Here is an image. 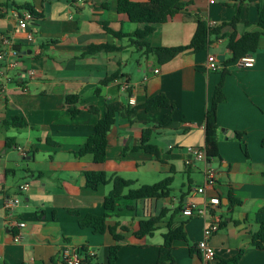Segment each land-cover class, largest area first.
<instances>
[{"label": "crops", "instance_id": "1", "mask_svg": "<svg viewBox=\"0 0 264 264\" xmlns=\"http://www.w3.org/2000/svg\"><path fill=\"white\" fill-rule=\"evenodd\" d=\"M186 1V8L171 21L156 26L147 39L152 47L189 45L199 20L218 27L239 16L238 36L262 32L257 26L261 0ZM12 2L32 4L42 17L29 20L28 27L21 29L19 20L28 11L18 10ZM0 4V53L8 50L1 41L3 36L11 39L13 47H20L17 58L0 60V264H59L67 245L81 251L85 248L91 264H106L109 249L116 244L121 247L117 264H156L173 210L180 203L202 206L216 196L221 206L211 216L176 217L174 222L184 223L187 240L175 243V264H203L197 245L211 222H217L220 230L209 241L216 258L208 264H220L241 250L244 253L238 264H264V248L252 245L253 236L264 224V36L253 68L227 63L232 58L227 48L234 33L231 27L211 36L205 51L187 50L159 65L155 56L138 51L128 38L118 39L104 29L102 23L127 34L144 28L120 14L116 0H0ZM103 44L121 50L85 55L91 45ZM209 55L219 58L221 70H207ZM15 59L17 68L6 69ZM223 71L227 72V100L218 111L220 158L210 162L219 173L218 183L205 194H197L195 189L205 182L206 164L196 162L187 167V149L204 147L205 117ZM117 73L118 79L102 85ZM123 85L128 86L127 91ZM160 94L173 105L169 126L162 127L161 121L171 109H139L133 121L117 118L108 135L104 164H96L91 155H75L110 104L139 107ZM70 96H77L78 102L68 104ZM130 96L136 97L135 105L129 104ZM12 116L26 121L28 127L4 128L2 123ZM147 130L160 159L132 149L140 145ZM238 132L244 134L241 140L236 137ZM9 137L16 139V146L6 147ZM87 171L118 175L140 183L137 187L167 177L175 182L177 173H185L189 183L180 184L174 195L173 182L171 196L166 199L122 202L123 211L112 213L107 221L111 227L119 223L129 230L119 227L117 232L124 239L117 243L109 231L95 234L79 226L81 218L105 213L104 199L112 190L111 184L96 191L87 188ZM195 172L201 181L192 177ZM162 174L168 175L161 180ZM24 184L28 191L21 192ZM17 196L21 201L14 220L25 222L23 229L9 225L4 209L6 201ZM132 205L133 211L127 209ZM163 209L170 212L158 230L137 238L134 233L140 222L160 215Z\"/></svg>", "mask_w": 264, "mask_h": 264}, {"label": "trees", "instance_id": "2", "mask_svg": "<svg viewBox=\"0 0 264 264\" xmlns=\"http://www.w3.org/2000/svg\"><path fill=\"white\" fill-rule=\"evenodd\" d=\"M10 1V0H8ZM117 11L120 14H126L132 23L138 25H144L143 29H138L132 34L113 31L108 27V24L102 23L104 29L114 37L118 39L128 38L130 44L135 46L138 51L144 52L145 55L155 56L159 65L165 64L174 59L180 53L187 50H192L195 53L205 51L210 44L211 36L220 35L221 31L226 27L234 29V33L230 35L227 48L232 53V58L227 63H236L239 59L255 55L259 49V42L262 36H264V0L258 4V23L257 26L262 32H246L241 36L236 33V25L239 21V16H236L230 23H224L218 27H212L204 20L197 22V30L193 40L187 46L181 47H152L147 39L156 30V26L165 24L171 21L178 13L186 8L188 2L186 0H116ZM12 5L18 10H27L31 13L33 20L41 18L42 15L37 13L32 4L18 5L12 2ZM2 4H0V7ZM20 52V47H14ZM121 47L116 45H91L85 55H94L101 51L108 53L120 51ZM227 72H222V79L215 89V93L211 102V105L206 113L205 117V150L207 155V161L210 163L212 160L220 158L219 149V122L218 111L221 104L227 100L226 93L224 91V84ZM119 74H114L111 77L103 81L102 85H106L116 79ZM98 92V91H97ZM79 98L77 96H70L67 98L68 104H76ZM139 109L145 111H154L158 109H171V111L165 115L161 121L162 127L169 126L172 119L173 105L168 98L163 95L154 96L139 107L123 106L119 103L110 104L105 112L103 119H101L95 126L94 133L89 136L83 147L75 153L77 157H84L91 155L96 164H104L107 161V149H108V135L112 127L115 125L118 117H126L132 119L136 115ZM2 126L4 128H26L28 124L18 116H12L6 119ZM243 133L238 132L236 137L241 140ZM151 131L147 130L143 133L141 143L132 149L144 150L147 153L154 154L157 159H160V152L157 146L150 144ZM264 144V140H263ZM15 138L6 139V147L12 148L16 146ZM247 154V152H246ZM85 185L87 188L96 191L100 187L105 185H112V190L104 199L105 213L103 215L89 214L79 220V226L81 228L92 229L95 234H104L107 231L111 233L115 241L118 243L124 239L123 235L118 234L119 227L122 231H129L127 227L117 224L116 226H109L107 224L108 219L112 213L123 211L122 202H138V201H151L166 199L171 196L172 184L174 182L173 177H167L163 181L154 185H141L135 187L136 181L127 180L118 175L109 176L104 171H87L84 173ZM240 203V202H239ZM183 206L181 203L176 209L173 210V214L167 223V233L164 234V242L159 250V255L156 264H175L173 256L174 245L178 241H186L187 236L184 231L183 222H174L176 217L182 214ZM127 209L133 211L134 206H128ZM170 212L168 209H163L162 213L158 216H149L140 222V228L134 233L137 238H143L145 236L153 235L158 230L159 225L165 220L167 214ZM79 215L77 212H74ZM253 247L257 249L264 248V224L261 226L258 233L253 236ZM120 245L116 244L109 249L108 262L106 264H117L119 258ZM85 257L84 264H91L89 255L86 253L85 248L79 250ZM244 251L241 250L237 255L230 259H223L220 264H238L243 256Z\"/></svg>", "mask_w": 264, "mask_h": 264}, {"label": "built area", "instance_id": "3", "mask_svg": "<svg viewBox=\"0 0 264 264\" xmlns=\"http://www.w3.org/2000/svg\"><path fill=\"white\" fill-rule=\"evenodd\" d=\"M210 4H215L217 0H209ZM33 20L31 13L27 12L25 17L19 20V27L21 29H26L28 27V21ZM28 40L31 42L33 37L30 35ZM2 43L8 47L7 51L0 53V60H6L8 57L17 58L19 56V52L13 47L12 41L9 37L3 36L1 39ZM238 68H253L256 64V56L249 55L239 59L236 63ZM18 63L16 59L12 62H8L6 69H15L17 68ZM207 70L216 72L223 68V63L219 60L216 55H209L207 59ZM158 72V71H156ZM4 75V74H3ZM31 76H34V72H30ZM123 90L127 91L128 86L123 85ZM129 104H136V97L130 96ZM187 159L186 166L193 167L196 162H204L206 164L204 169V185L202 187H198L195 189L197 194H205L207 188L214 189L216 184L218 183V171L211 166V163L207 161V155L205 147L195 148L189 147L187 149ZM21 192L28 191V185L24 184L20 186ZM20 196L9 198L5 205L4 209L6 211L7 220L9 225H16L20 229L26 227L25 222H17L14 220V211L16 207L20 204ZM221 206V199L219 197H213L209 200H206L202 206H199L195 203H189L183 206L182 214L187 217H196L200 216L206 218L211 216L214 212H216ZM220 230L219 224L217 222H211L204 229L203 239L198 243V251L202 257L203 264H208L216 258V252L214 248L210 245L209 241L212 236ZM16 240H20V236L16 237ZM85 257L79 249L67 245L61 254V260L59 264H84Z\"/></svg>", "mask_w": 264, "mask_h": 264}, {"label": "rangeland", "instance_id": "4", "mask_svg": "<svg viewBox=\"0 0 264 264\" xmlns=\"http://www.w3.org/2000/svg\"><path fill=\"white\" fill-rule=\"evenodd\" d=\"M18 1H21V0H18ZM166 175H168V174L160 175V179L163 180L166 177ZM131 177H133V176H131ZM192 177L198 182L201 181V176L198 172L193 173ZM147 181H150L149 183H155V182H153V180H147ZM188 183H189L188 182V176L185 173H177L176 178H175V182L173 185V194L176 195L179 193L180 188H181L180 184H188ZM137 184H140V183H137ZM135 187H137V186H135Z\"/></svg>", "mask_w": 264, "mask_h": 264}, {"label": "water", "instance_id": "5", "mask_svg": "<svg viewBox=\"0 0 264 264\" xmlns=\"http://www.w3.org/2000/svg\"><path fill=\"white\" fill-rule=\"evenodd\" d=\"M31 53V52H30ZM222 132L225 134V135H227L228 134V132H225V130H222ZM232 135V134H231Z\"/></svg>", "mask_w": 264, "mask_h": 264}]
</instances>
